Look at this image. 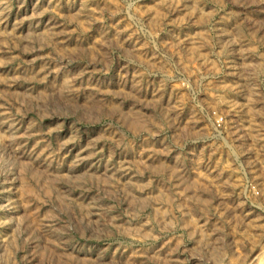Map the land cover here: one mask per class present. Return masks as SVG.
<instances>
[{
    "label": "rangeland",
    "instance_id": "1",
    "mask_svg": "<svg viewBox=\"0 0 264 264\" xmlns=\"http://www.w3.org/2000/svg\"><path fill=\"white\" fill-rule=\"evenodd\" d=\"M0 264H264V0H0Z\"/></svg>",
    "mask_w": 264,
    "mask_h": 264
}]
</instances>
